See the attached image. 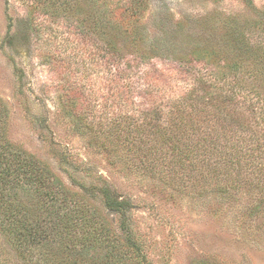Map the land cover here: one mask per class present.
<instances>
[{"label": "rangeland", "instance_id": "374dc122", "mask_svg": "<svg viewBox=\"0 0 264 264\" xmlns=\"http://www.w3.org/2000/svg\"><path fill=\"white\" fill-rule=\"evenodd\" d=\"M0 106L7 140L127 255L264 264V0H0ZM58 236L24 252L0 222V264H105L103 246L73 254Z\"/></svg>", "mask_w": 264, "mask_h": 264}, {"label": "trees", "instance_id": "16d2710c", "mask_svg": "<svg viewBox=\"0 0 264 264\" xmlns=\"http://www.w3.org/2000/svg\"><path fill=\"white\" fill-rule=\"evenodd\" d=\"M3 112L0 109V222L18 249L25 252L31 244L48 243L50 235H59L60 240H68L73 254L100 245L106 250L105 264H145L143 255H127L120 236L95 205L68 190L46 163L7 140ZM14 183L33 193L41 216L31 214L24 206ZM101 192L106 207L121 216L122 229L127 232L128 203L108 188ZM126 239L127 247L137 248L130 237ZM64 264L81 262L72 259Z\"/></svg>", "mask_w": 264, "mask_h": 264}]
</instances>
